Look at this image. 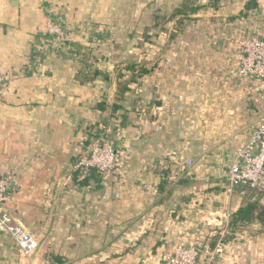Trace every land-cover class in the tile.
<instances>
[{"label":"crops","instance_id":"0c3cea01","mask_svg":"<svg viewBox=\"0 0 264 264\" xmlns=\"http://www.w3.org/2000/svg\"><path fill=\"white\" fill-rule=\"evenodd\" d=\"M141 1L143 19L183 0H140L138 10ZM132 2L0 0V72L7 77L0 89V175L17 188L9 212L39 242L26 256L0 231V264H163L181 243L210 242L246 204L248 194L227 190L223 181L264 112L259 79L238 72L240 38H264V0H220L173 41L162 33L152 51L158 66L131 87L136 106L111 113L116 78L82 83L74 60L94 53L90 43L121 19L135 17ZM126 8L129 14L120 15ZM52 21L67 30V40H53ZM103 59L97 66L104 71ZM102 102L107 111L98 109ZM106 119L121 161L112 174L78 182L72 162ZM214 264H264V231L256 223L238 232Z\"/></svg>","mask_w":264,"mask_h":264},{"label":"built area","instance_id":"2783aa9c","mask_svg":"<svg viewBox=\"0 0 264 264\" xmlns=\"http://www.w3.org/2000/svg\"><path fill=\"white\" fill-rule=\"evenodd\" d=\"M53 40L64 42L66 32L61 25L51 22L48 28ZM241 61L238 72L247 77H257L260 81L262 99L264 100V38L258 35H246L239 40ZM6 75L0 72V89L5 86ZM94 130L91 137L97 138L100 134ZM96 135V136H95ZM96 147L91 148L87 155L83 156L74 165V170L84 178L90 176L93 169L99 175L108 173L114 168L118 159V153L114 143L100 137ZM107 141V142H106ZM226 189L233 191L242 188L255 190L264 189V112L259 124L250 132L247 142L236 151L235 157L229 163L225 171ZM16 185L10 176L0 175V231L10 236L16 243L22 254L30 256L39 247L37 237L24 225L18 223L7 208V201L16 191ZM252 199H256L253 197ZM230 223L217 233L216 245L212 247L207 242L203 247L179 244L171 255L165 257L163 264H197L199 258L205 254L203 264H214L216 257L223 250V241L227 233L231 231Z\"/></svg>","mask_w":264,"mask_h":264},{"label":"rangeland","instance_id":"374dc122","mask_svg":"<svg viewBox=\"0 0 264 264\" xmlns=\"http://www.w3.org/2000/svg\"><path fill=\"white\" fill-rule=\"evenodd\" d=\"M131 1H133V2H132V6L130 8V14L128 13V10H127L128 7L125 9V11L121 9L119 14L120 15L129 14L130 16H135V17H132L129 21H124V19H121V22H119V26L116 27L117 29L110 31L109 34H107V36H105L103 39L96 40V41L93 40L94 42L90 43V44L94 45V48H96L94 50V53H89V52L86 53V54H88V56L86 57L87 58L86 60L87 61L90 60V62H93L95 67H98L97 63L101 59H103L107 56V58L109 59V62H107L108 67H107V69L105 68L104 71H107L109 74H111V76L116 78V80L118 78L117 75H118V72L120 70H122V72L125 74V79L130 80L131 72L124 69L125 66L127 64H129L130 62L144 63V65H146L148 68H153V69L155 67H157L158 63L160 62L159 59L157 58V56L152 52L155 45L158 44L157 41L161 40L160 39L161 26H159V25L154 26L153 25L155 22L153 13L155 12L156 9H154V11H151L149 16H144L142 19V1H141V6H140L141 9L140 10H138V8H139L138 7V3H139L138 1H140V0H138V1L137 0H131ZM132 8H134V9L136 8L137 11H132ZM164 13H166V11H164ZM169 13L170 12H168L167 14H169ZM139 16H141V19H139V20H142L141 22L138 20ZM172 25H173L172 22L166 23L165 27L166 28L168 27V29L167 30L165 29V31L169 32L172 29ZM66 31L67 30H65V32ZM157 32H160V34L156 36ZM168 32H162V33H165L163 35V38L168 39ZM146 34H149V36H150L149 39H146ZM67 37H68V35L66 32V37H65L66 40H67ZM116 50H119V57L113 56V53ZM83 53L84 52H82L81 54H77L76 60H74L75 63L77 64L75 74L79 77V79H80V75L84 69L83 63H84L85 56L84 57L81 56ZM103 60H105V59H103ZM140 80L142 81V77H137L136 81L131 83V87L135 88V86L139 83ZM130 94H131V92L128 93V95H127L128 100H126L125 104H124L127 107H133L135 105V103L133 102V99L130 97ZM99 123L96 125V128L94 127L95 129H93L91 131V132H93L94 130H97L95 133L100 134L99 137L88 138V140H86L80 144L79 152L75 156V159L72 162V166L70 169L71 176H73L74 172H76L74 170V165L83 156L87 155L88 151H90L91 148L96 147L95 144H97L98 142L101 141V139H98L100 137H104V139L110 140L109 142L114 143V147L116 148L117 153H118V159L115 162L114 168L112 167L111 171H109L108 173L105 172L104 174H101V176L109 175V174H112L116 171L117 166L119 165V163L121 161V149L117 145V142H116L115 138L113 137V133L110 134L108 132V128L110 127L108 120L106 119L103 122H101L100 124ZM77 179H78V182L83 181L82 180L83 177H80L79 175H78ZM223 183L225 186L224 188H226L227 183H226L225 177H224ZM244 189L247 192L248 188H244Z\"/></svg>","mask_w":264,"mask_h":264},{"label":"trees","instance_id":"16d2710c","mask_svg":"<svg viewBox=\"0 0 264 264\" xmlns=\"http://www.w3.org/2000/svg\"><path fill=\"white\" fill-rule=\"evenodd\" d=\"M220 5V0H208L207 4H202L200 0H183L182 3L177 5L172 9V11L167 14L162 12L161 10L155 11L153 13L154 16V26H161V34L168 28H166V23L172 22V29L168 32V42L173 41L178 33L182 32L187 23L193 19H195L197 14L207 7L211 9H218ZM250 7H256V3L252 2L249 5ZM160 32H157L156 36L159 35ZM149 34H146V39H149ZM84 52L81 56L84 57L83 63V72L80 75V80L82 83L91 81L97 77H101L103 79L108 80L110 75L107 71H103L98 67H95L93 62L87 61L86 57L88 54ZM127 71L131 72L130 80L125 79V74L120 70L117 75V83L115 88V98L113 103L109 107V112L115 113V111L121 110L124 108L125 101L128 100V93L131 92V83L136 81L137 77H144L145 75L149 74L153 68H148L144 63L140 62H130L125 66ZM100 111H107L108 107L106 106L105 102L99 103L97 105ZM79 172H74L76 179L78 178ZM99 175L95 169L92 170L90 176L84 178V182L89 179L91 176L94 177ZM181 182L185 181V179L180 180ZM161 191H166V195L171 194V188L166 187V185L160 186ZM248 194L247 202L244 206L239 208L236 212L232 214L230 220V227L231 233L227 234L224 238V242H227L228 239H233L238 232L242 231L243 229L249 228L253 224H258L261 227V231H264V189L262 190H255V189H247ZM255 197L256 199H252ZM218 237L215 236L212 240H210V245L214 247ZM56 261L58 260L57 257L54 256ZM59 261V260H58Z\"/></svg>","mask_w":264,"mask_h":264}]
</instances>
